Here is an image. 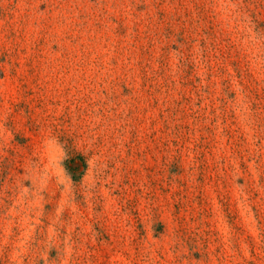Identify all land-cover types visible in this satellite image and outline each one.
<instances>
[{"label": "rangeland", "instance_id": "374dc122", "mask_svg": "<svg viewBox=\"0 0 264 264\" xmlns=\"http://www.w3.org/2000/svg\"><path fill=\"white\" fill-rule=\"evenodd\" d=\"M0 264H264V0H0Z\"/></svg>", "mask_w": 264, "mask_h": 264}]
</instances>
